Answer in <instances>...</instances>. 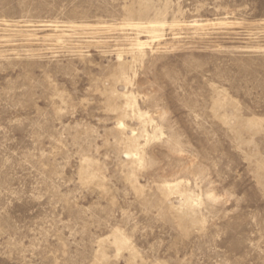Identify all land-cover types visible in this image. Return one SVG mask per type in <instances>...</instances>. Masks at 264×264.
<instances>
[{"label": "rangeland", "instance_id": "obj_1", "mask_svg": "<svg viewBox=\"0 0 264 264\" xmlns=\"http://www.w3.org/2000/svg\"><path fill=\"white\" fill-rule=\"evenodd\" d=\"M0 264H264V0H0Z\"/></svg>", "mask_w": 264, "mask_h": 264}]
</instances>
